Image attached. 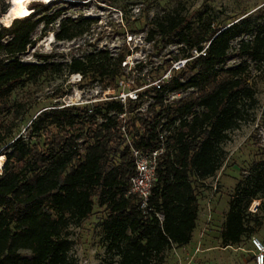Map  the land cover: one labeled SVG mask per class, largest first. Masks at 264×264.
Here are the masks:
<instances>
[{
    "label": "trees",
    "instance_id": "1",
    "mask_svg": "<svg viewBox=\"0 0 264 264\" xmlns=\"http://www.w3.org/2000/svg\"><path fill=\"white\" fill-rule=\"evenodd\" d=\"M42 7L36 10L46 9ZM8 8L0 9V17ZM60 17L59 10L37 19L33 12L8 26L0 23V155L5 157L0 172V264H75L69 256L68 229L87 220L95 206L104 214L101 229L107 249L116 253L119 264L162 262L167 251L191 242L199 216L195 185L220 169L221 145L229 140V132L247 121L256 104L248 65L224 68L233 58L231 43L249 31L248 20L214 28L166 11L153 20L146 40L155 43L158 53L178 44L185 47L181 59L190 58L192 50H204L203 55L188 61L159 89L146 88L136 102L111 99L95 105H56L31 121L26 136L11 137L21 116L11 106L18 88L37 84L64 66L69 74L99 82L103 89L117 90L125 76L122 63L128 53L113 57L98 52L67 65L37 55L36 63H24L21 55L35 45L39 27L46 32ZM83 33L78 22L66 19L53 35L57 41H70ZM237 57L264 63V34L241 41ZM144 68L138 64L135 72L141 74ZM187 75L182 82L180 78ZM133 79L136 87L147 84L145 76ZM188 90L192 92L168 100L170 94ZM151 94L148 113H139L141 100ZM6 114L11 120L5 123ZM122 121L133 148L143 152L165 148L151 191L152 211L146 216L137 196L128 194L135 165ZM248 170L231 195L220 229L225 248L240 244L255 225L262 226L258 211L264 210V148ZM253 201L260 204L252 214L248 210Z\"/></svg>",
    "mask_w": 264,
    "mask_h": 264
},
{
    "label": "rangeland",
    "instance_id": "2",
    "mask_svg": "<svg viewBox=\"0 0 264 264\" xmlns=\"http://www.w3.org/2000/svg\"><path fill=\"white\" fill-rule=\"evenodd\" d=\"M39 4L46 9L38 12L36 7ZM6 5L10 6L8 0H0V9ZM29 8L36 19L58 10L61 17L46 28V32L42 31V26L39 27L35 45L21 55L24 63H36L37 55H49L50 62L67 65L72 59L85 60L90 54L98 52L106 51L113 57L128 53L125 61L129 66L124 67L122 72L132 79H143L145 76L146 82L152 76L162 74L167 65L172 66L185 52L183 45L173 44L158 53L155 43L146 40L153 20L164 12L173 11L195 24L211 23L214 28L248 20L249 31L231 43L233 58L224 68L248 65V82L254 90L256 104L249 110L247 121L229 132V140L221 145L224 156L220 169L213 177L195 185L201 225L194 232L192 244L186 249L172 248L165 253L163 261L156 264H254L251 239L257 238L264 244V210L258 211L262 226L255 225L254 232L243 237L240 244L222 247L219 236L231 195L238 182L249 175L248 169L255 154L264 148V63L237 57L241 41L251 40L259 32L264 34V0H54L49 3L39 0L33 1ZM66 19L78 22L84 33L70 41H57L53 33ZM139 61L146 62L142 73L129 72L128 67ZM187 77L189 75L180 80L184 82ZM80 78L78 74H69L64 66L60 73L48 74L37 84L18 88L12 95L11 106L18 109L21 116L11 137L26 136L31 121L44 110L56 105L84 104L104 96L101 83ZM190 92L192 90L170 94L168 100H177ZM152 96L143 98L142 106L152 103ZM10 120V114L3 117L5 123ZM250 207L254 208L253 202ZM103 218L102 210L95 206L87 220L69 227V256L75 264H119L116 253L107 249L101 229ZM250 225L253 226L252 220Z\"/></svg>",
    "mask_w": 264,
    "mask_h": 264
},
{
    "label": "built area",
    "instance_id": "3",
    "mask_svg": "<svg viewBox=\"0 0 264 264\" xmlns=\"http://www.w3.org/2000/svg\"><path fill=\"white\" fill-rule=\"evenodd\" d=\"M190 54H191L190 58L178 59L174 61L170 69L164 72L163 75L158 80L156 81L148 80L147 84L144 86L136 87L134 83V79H132L128 74H126V76H123L118 81L117 90L106 88L103 91L104 96L100 98H95L94 100H90L84 104H66L64 106L94 105L95 103H99V102H103V101H107L111 99L119 100L123 104H125L127 100L136 102L139 100V94L143 92L146 88L152 87V88L159 89L160 86L168 82L174 74H178L181 70H183L188 61L194 59L195 57L199 55H203L204 50L202 52L192 50ZM138 64L146 65V62L145 61L135 62V64L133 63L132 66L128 67V71L131 73H134L135 68ZM127 66H129V63L126 61H123L122 67L124 68ZM137 111L141 114H147L148 105L147 106L141 105ZM119 118L120 120H123L125 118V114L119 115ZM122 122L123 124H122L121 131L124 133L126 137L127 144L130 147L132 157L134 159V165H135V173L130 178V181H129L130 190L128 194H133L137 196L138 201H139V210L144 216H146L150 211H152V208L150 207L151 191L157 181V176H156L157 164H158L160 157L165 153V148L161 146L158 149L147 151V152H143L141 150L133 148L131 141L126 134L124 121ZM166 135L167 134L165 133L162 134L160 136V139L164 141V138L166 137ZM253 204H254V208L250 207L248 210L252 214L257 212V208L260 202L253 201ZM157 217L160 221H162L163 219L162 215L158 214ZM210 217L211 216L209 215L208 216L209 220H210ZM251 244L254 250V264H264V244L257 238H252Z\"/></svg>",
    "mask_w": 264,
    "mask_h": 264
},
{
    "label": "bare ground",
    "instance_id": "4",
    "mask_svg": "<svg viewBox=\"0 0 264 264\" xmlns=\"http://www.w3.org/2000/svg\"><path fill=\"white\" fill-rule=\"evenodd\" d=\"M33 1H39V0H33ZM40 1H43V2H52L54 0H40ZM29 5H27V10H28L29 14L25 16V15H21L20 14L22 12L23 8H24V5H22V4H17V5L10 4L9 9L7 10L6 14L3 17L8 16V18L10 20V23L9 24H11V22L14 19H23V18H26V17L30 16L31 13H32L31 8H29ZM13 7H15L17 9V12L15 14H13L12 16H9V13H10V11H11V9ZM4 163H5V159L2 156H0V169L3 167Z\"/></svg>",
    "mask_w": 264,
    "mask_h": 264
},
{
    "label": "clouds",
    "instance_id": "5",
    "mask_svg": "<svg viewBox=\"0 0 264 264\" xmlns=\"http://www.w3.org/2000/svg\"><path fill=\"white\" fill-rule=\"evenodd\" d=\"M8 2L12 5H17L15 0H8ZM32 2H33V0H23L22 5H24V8H23L22 12L20 13L21 15L26 16L29 14V12L27 10V5L31 4ZM16 12H17V9L15 7H13L9 13V16H12ZM0 23H4L6 26H8V24L10 23L8 16L0 18Z\"/></svg>",
    "mask_w": 264,
    "mask_h": 264
},
{
    "label": "crops",
    "instance_id": "6",
    "mask_svg": "<svg viewBox=\"0 0 264 264\" xmlns=\"http://www.w3.org/2000/svg\"><path fill=\"white\" fill-rule=\"evenodd\" d=\"M226 209L228 210V208H227V205H226ZM227 210H226V212H227ZM223 221H224V219H223ZM223 223V222H222ZM199 225H201V223H200V221H199V216H198V220H197V224H196V228H195V230L193 231V234H192V240H193V238H194V232L196 231V230H198L199 229ZM192 240H191V242L188 244V245H186V246H183V247H180L181 249H186L187 247H189L191 244H192ZM174 248H176V247H173V249Z\"/></svg>",
    "mask_w": 264,
    "mask_h": 264
},
{
    "label": "snow or ice",
    "instance_id": "7",
    "mask_svg": "<svg viewBox=\"0 0 264 264\" xmlns=\"http://www.w3.org/2000/svg\"><path fill=\"white\" fill-rule=\"evenodd\" d=\"M17 4H22L23 0H15Z\"/></svg>",
    "mask_w": 264,
    "mask_h": 264
}]
</instances>
